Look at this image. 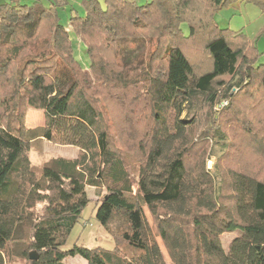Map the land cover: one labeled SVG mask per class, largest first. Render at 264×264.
<instances>
[{
  "label": "trees",
  "instance_id": "16d2710c",
  "mask_svg": "<svg viewBox=\"0 0 264 264\" xmlns=\"http://www.w3.org/2000/svg\"><path fill=\"white\" fill-rule=\"evenodd\" d=\"M235 1L83 0V14L71 17L70 29L59 13L70 0H34L31 5L0 1V91L28 41L44 23L51 29L43 49L19 74L24 94L0 96V264L14 254L29 260L31 251L39 258L30 264H66L75 256L86 264H167L145 208L172 264H264V178L231 170L223 173L222 187L216 190L204 160L190 156L203 139L193 136L202 109H212L222 99H232V106L242 103L238 94L250 106L259 103L264 109V64H259L264 52L256 39L222 28L216 20ZM241 1L264 11V0ZM135 35L145 37L139 44L151 46L147 61L140 64L132 59L139 48L132 41ZM262 35L264 29L257 37ZM72 36L85 45L89 70L100 87L115 95L141 87L149 96L153 125L138 145L142 156L136 192L97 107L100 101L86 86ZM195 45L205 60L191 57ZM234 87L237 94L231 95ZM25 106L44 112V127L26 129ZM188 111L193 119L182 118ZM33 123L30 113L28 124ZM209 129L204 132L212 137L224 136L218 128ZM42 141L76 147L79 155L51 159L36 180L28 152ZM87 187L98 195L106 190L96 219L116 244L122 238L134 252L131 257L117 246L65 248L90 203ZM38 204L42 213L35 215ZM117 220L128 227L121 237L112 227ZM232 234L225 248L222 238Z\"/></svg>",
  "mask_w": 264,
  "mask_h": 264
},
{
  "label": "rangeland",
  "instance_id": "374dc122",
  "mask_svg": "<svg viewBox=\"0 0 264 264\" xmlns=\"http://www.w3.org/2000/svg\"><path fill=\"white\" fill-rule=\"evenodd\" d=\"M81 1L82 0H73L74 11L72 10V6H68L61 9L59 12L61 23L68 29H70L71 17L76 14H83ZM136 1L140 4L146 2V0ZM33 2L34 0L28 3L25 2V0L21 1L22 4L29 5L33 4ZM239 6L241 7L239 8ZM228 7L216 14L217 22L222 26L224 20L231 21L234 19L235 21H240L243 18V22L246 26L249 25V27L244 30V33L248 37L251 36V34H255V44L260 51L264 52V35L257 37L260 31L264 29V11L254 4L243 3L241 1H237ZM49 26L50 25L47 23L41 26L36 37L28 41L27 47L8 69L4 75L0 96L7 98L14 95L19 98L20 95L24 94L23 88L25 85L23 82H19V74L23 70L25 63L31 58H34V55L39 50L43 49L44 41L50 38L51 29ZM181 28L185 36H188V25L184 24ZM132 38L133 42L135 41L139 44L141 42H138V39H144L145 37L144 35H135L132 36ZM20 40L24 41V37H21ZM72 40L76 58L84 69L86 86L100 101L97 107L103 112L105 123L109 127L111 142L116 147L125 167L131 175L134 182V192H136L138 167L142 156V152L138 145H140L141 140H147L141 139V137L153 125V113L148 98L149 96L141 87H135L117 95L111 93V91L105 87H100L96 78L89 70L90 60L85 45L75 36H72ZM144 41H146V39ZM138 47L139 48L132 52V59H135V61L140 64L147 61L151 46L139 44ZM189 52L194 60H205L204 51L197 47V45L191 47ZM125 60L127 61V59ZM259 64H264V56L261 57ZM32 69V67H29L27 71L30 72ZM27 73L26 76L28 75ZM21 85L22 87H20ZM228 86L229 85H226V87ZM236 91L237 87H234L230 92L231 95L237 94ZM240 96L241 94H238L242 103L237 102L236 104L235 102L234 106H232V99H222L214 108H204L200 113L198 112L200 114V120L193 136L194 139H199L201 137H203V139L202 141H198L199 143L197 146L191 150L190 156L194 158L195 161H199V163L204 160L206 170L210 172L214 179L216 190L222 187L223 173L227 171L245 170L247 172H257L258 176L261 175L260 177L264 178V154L259 153L257 150L258 145L260 149H264V109L259 107V103L250 106L246 103V100ZM24 109L26 110V121V115L31 109L27 106H25ZM194 117V113H190L189 111L184 112L182 115V118L188 120ZM209 126L220 129L224 136L212 137V134L204 132L209 129ZM213 128L209 130H214ZM248 130L257 137L253 138V135L248 133ZM207 139L211 140L208 141ZM44 143L45 141L34 144L28 152V157L35 172L36 180H40L43 167L51 159L59 157L74 159L72 157L77 155L78 149L76 147L62 146L50 142ZM188 161V163L191 162L190 157ZM86 192L90 199V203L82 212L79 222L70 234L65 248L69 250L77 245L90 249L103 248L113 250L117 246L121 253L131 257L134 252L122 238H120L116 244L115 238L110 235L96 219V213L100 205L99 199L105 195L106 190L103 188L98 195L97 190L92 187H87ZM42 209L43 205L38 204L34 210L35 215H40ZM145 213L166 263L172 264L167 249L159 237L154 220L147 208H145ZM112 227L115 233L120 234L119 237H121L124 231L128 230L126 222L120 220L115 221ZM234 236L235 234L225 235L222 238L225 248H227L229 241ZM6 258L7 264H30L31 261L30 259L29 261L15 254ZM65 262L66 264H86V261L81 256L68 257Z\"/></svg>",
  "mask_w": 264,
  "mask_h": 264
},
{
  "label": "crops",
  "instance_id": "0c3cea01",
  "mask_svg": "<svg viewBox=\"0 0 264 264\" xmlns=\"http://www.w3.org/2000/svg\"><path fill=\"white\" fill-rule=\"evenodd\" d=\"M0 1H3V0H0ZM4 1H9V0H4ZM18 1L21 2L22 0H18ZM29 1H31V0H25V2H27V3ZM82 1H81V5H82ZM100 1L103 2L104 0H100ZM237 1H241V0H237ZM237 1H235L234 3H236ZM70 6H72V9H75L74 6H73V0H70L69 7ZM240 7L241 6H239V8ZM228 8H230V7H228ZM228 8H227V10H228ZM225 9L226 8H224L222 10H225ZM243 21H244L243 18L240 21H235L234 19H232L231 21H225L224 20V24H222L221 27L222 28H229V29H231L233 31H240V30L244 31V30H246L249 27V25L246 26V24ZM255 36H256L255 34H251V36H249V38L250 39H255ZM30 113H33V118L35 119V123H33L32 125L28 124V116H29ZM25 126H26V129H28V130H33V129H36V128H39V127H44L45 126V115H44V112L43 111H39V110H33V109L29 110L27 115H26ZM45 143H48V141H45ZM78 153H79V149L77 150V155L75 156L76 158L78 156ZM75 157H72V158L75 159Z\"/></svg>",
  "mask_w": 264,
  "mask_h": 264
},
{
  "label": "water",
  "instance_id": "95a60500",
  "mask_svg": "<svg viewBox=\"0 0 264 264\" xmlns=\"http://www.w3.org/2000/svg\"><path fill=\"white\" fill-rule=\"evenodd\" d=\"M38 258H39V256L35 251L30 253V260L31 261H36V260H38Z\"/></svg>",
  "mask_w": 264,
  "mask_h": 264
}]
</instances>
